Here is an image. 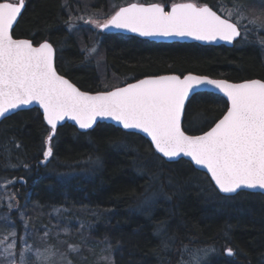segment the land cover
Returning <instances> with one entry per match:
<instances>
[{
    "label": "trees",
    "instance_id": "trees-1",
    "mask_svg": "<svg viewBox=\"0 0 264 264\" xmlns=\"http://www.w3.org/2000/svg\"><path fill=\"white\" fill-rule=\"evenodd\" d=\"M129 1L29 0L14 35L48 39L56 48L58 72L91 92L163 73L264 80V46L255 34L248 42L242 43L241 37L227 47L155 42L109 32L92 40L82 35L84 28L79 34L73 26L69 30L72 21L84 23L77 17L96 19L95 12L105 14L109 7ZM254 1L244 0L260 11L263 4ZM196 2L216 10L218 0ZM95 43L102 53L99 65L80 54L81 45L86 49ZM197 93L182 121L189 134L208 129L227 109L220 94ZM48 132L37 108L0 120V191L10 189L15 205L8 209L0 197V238L15 231L17 254L24 222L36 243L42 238L45 244L57 245L48 225L52 210L58 209L69 233L62 235L58 247L66 252L67 243L80 245L86 257L80 260L72 254L73 264H104L101 257L108 254L104 251L108 244L115 264H192V254L207 248L215 249L210 264H264V195L250 191L222 195L186 159H158L145 137L126 135L128 131L104 122L84 132L69 123L58 126L53 156L42 163ZM16 207L24 217L17 215ZM82 236L89 244H99L86 249L78 240ZM228 248L233 255L225 253Z\"/></svg>",
    "mask_w": 264,
    "mask_h": 264
},
{
    "label": "snow or ice",
    "instance_id": "snow-or-ice-1",
    "mask_svg": "<svg viewBox=\"0 0 264 264\" xmlns=\"http://www.w3.org/2000/svg\"><path fill=\"white\" fill-rule=\"evenodd\" d=\"M24 8L25 0L0 2V120L34 103L43 110L49 132L42 163L53 156L52 141L61 122L71 120L79 129L87 130L100 120L111 119L124 130H138L150 137L155 152L161 154L158 159L178 162V158L189 157L198 169L206 170L204 175H210V182L221 193L252 190L251 194H256L259 189L264 195V80L230 83L191 73L156 75L91 94L58 72L52 43L44 40L34 44L32 39L14 36ZM77 19L100 30H126L145 38L189 37L232 44L241 37L242 43L248 42L249 35L255 34L264 46V35H260L264 33V8L256 11L244 0H218L216 10L196 0L170 5L132 3L102 22L91 16ZM96 51L95 47L86 50L87 55ZM205 86L227 98V110L210 130L189 135L182 118L189 110L191 97ZM15 236V231H9L0 238V264H73L72 254L86 259L81 255V246L74 244H68L67 251L59 254L47 245L35 251L28 246L19 251L17 258L15 240L6 242ZM169 247L165 242L164 248ZM104 251L108 253L101 257L104 264H115L111 244ZM226 251L229 256L234 254L231 248ZM214 252V248L198 249L192 254V264H210Z\"/></svg>",
    "mask_w": 264,
    "mask_h": 264
},
{
    "label": "rangeland",
    "instance_id": "rangeland-1",
    "mask_svg": "<svg viewBox=\"0 0 264 264\" xmlns=\"http://www.w3.org/2000/svg\"><path fill=\"white\" fill-rule=\"evenodd\" d=\"M184 1H187V0H158V1H155V2H157V3H165V4H168V5H170L171 3H173V2H184ZM253 0H249V2L251 3ZM129 2H132V1H129ZM129 2H125V3H123V5L124 4H126V3H129ZM134 2H139V0H135ZM256 4H258L259 5V2H261V0H255L254 1ZM201 4H203V3H201ZM121 6V5H120ZM120 6H114V7H109L110 8V10H109V12L107 13V12H105V14L104 13H101V12H95L94 13V15L97 17L96 18V20H100L101 22L102 21H104V20H106V19H108V18H110V16L111 15H113L114 13H115V11L118 9V7H120ZM263 8H264V4H263V6H262ZM108 8V7H107ZM88 15V14H87ZM94 19V18H93ZM76 21V20H75ZM75 21H72V26H73V28H75L76 30H75V32L76 33H78L79 34V29L80 28H84L83 30L85 31L82 35H84V37H88V38H90V39H92V40H95L96 38H97V35H95V31H97L98 29L97 28H95L94 27V25H91V24H86L85 25V23H83V24H76L75 23ZM251 27V26H250ZM95 38V39H94ZM98 39V38H97ZM80 41H81V39H79ZM81 47L84 49V52L86 53V57L87 58H91V59H94L95 61H96V64L97 65H99L100 64V60H102L101 58H102V53H101V51L99 50V47H98V44H94V45H92V46H88L86 49L84 48V46L83 45H81ZM92 47H95L96 49H97V51L95 52V53H93L92 55H87V52H86V50L87 49H90V48H92ZM81 48V49H82ZM72 174V173H71ZM1 192V194H0V197H1V201L2 202H5V205H6V207H8V209H9V204H11L12 205V207L11 208H14V204H13V196H12V193H11V190L10 189H3V190H1L0 191ZM10 208V209H11ZM17 208V207H16ZM34 209V208H33ZM58 209H54V210H52L53 211V213H52V215H53V219L52 220H50V222H49V225L48 226H51L52 227V231L54 232V234H55V237L57 238V245L56 246H54V245H52V243L51 242H47V244H45V243H43V239L41 238V239H39L38 241H37V243H36V241H34L33 239L34 238H30L31 237V230H30V228L28 227V225H27V223L26 222H24V228H23V231H22V233H21V237H20V248H19V250H18V254H19V251H21V250H23V249H25V248H27L28 246H32V248H33V251H35V249L37 248V247H39V248H41V250H43V246H45V245H47V246H49V247H53V250L55 251V250H58V254L59 253H62V252H64V251H62L58 246L60 245V241H61V237H62V235H64V233H67V234H69L68 233V228L66 227V224L63 222V220H62V218H61V214H62V211H57ZM17 211H18V213H17V215H20V217H24L25 216V214H24V212H23V210L19 207V208H17ZM62 222V223H61ZM76 225H77V229H79V224H77V222L75 223ZM85 228H87L88 227V225L87 226H84ZM48 228H46L45 230H47ZM67 229V232L65 231ZM31 231V232H30ZM59 234H61V236H59ZM66 234V235H67ZM4 236H7V235H4ZM3 236V237H4ZM2 237V238H3ZM84 236H82V238H80V239H78V240H80V242H82L83 244H85L87 247H86V249H88V248H90V246L91 245H93V246H96V244H99V243H92V244H89V241H87L86 239H84L83 238ZM63 238V237H62ZM15 240V238H12V237H9L8 238V240L6 241V242H11L12 240ZM15 242H16V240H15ZM36 243V244H35ZM41 244V245H40ZM67 244H70V243H67ZM75 245V244H74ZM92 246V247H93ZM3 246L2 245H0V248H2ZM197 252V251H196ZM18 254H17V258H18ZM26 255H32L31 253H26ZM78 259H80L81 260V258L80 257H77ZM191 261H192V259H191ZM189 264V263H188Z\"/></svg>",
    "mask_w": 264,
    "mask_h": 264
},
{
    "label": "water",
    "instance_id": "water-1",
    "mask_svg": "<svg viewBox=\"0 0 264 264\" xmlns=\"http://www.w3.org/2000/svg\"><path fill=\"white\" fill-rule=\"evenodd\" d=\"M0 2H3V0L2 1H0ZM184 2H187V1H184ZM132 3H138V4H149V3H143V2H130V3H128V4H125V5H123V6H120V7H127L129 4H132ZM150 3H157V2H150ZM176 3H180V2H176ZM119 7V8H120ZM119 8L116 10V11H118L119 10ZM115 11V12H116ZM115 14V13H114ZM113 14V15H114ZM103 31H106V32H113V33H121V34H125V35H131V36H136V37H139V38H142V39H147V40H150V41H155V42H167V43H170V42H196V43H199V44H201V45H224V46H227V47H231V46H233V43L235 42H233L232 44H228L227 42H225V41H215V42H211V43H209V42H205V41H198V40H194V39H192V38H189V37H185V38H179V37H171V38H145V37H141V36H139L138 34H136V33H131V32H128V31H126V30H118V29H112V30H103ZM238 39V38H237ZM189 73H191V74H193V75H201V76H207V75H203V74H197V73H192V72H188V73H185V74H182L181 76H183V75H187V74H189ZM171 74H175V75H179V74H177V73H163V74H156V75H171ZM61 75H63V74H61ZM156 75H147V76H143V77H141V78H138V79H135V80H132V81H129V82H126V83H124V84H122V85H119V86H116V87H124V86H126L127 84H129V83H135L137 80H139V79H144V78H146V77H149V76H156ZM66 77V76H65ZM209 78H212V79H224V78H220V77H210V76H208ZM67 78V77H66ZM67 79H69V78H67ZM251 79H259V78H251ZM70 80V79H69ZM225 80H227V79H225ZM245 80H250V79H244V80H240V81H230V80H228L230 83H241V82H243V81H245ZM71 81V80H70ZM72 82V81H71ZM73 83V82H72ZM75 84V83H74ZM76 85V84H75ZM77 86V85H76ZM78 87V86H77ZM79 88V87H78ZM115 88V87H114ZM114 88H111V89H108V90H112V89H114ZM80 90L81 91H87V90H83V89H81L80 88ZM108 90H99V91H108ZM99 91H95V92H91V91H87V92H89V93H91V94H95L96 92H99ZM199 91H212V92H215V93H218V94H220L221 96H223V94L222 93H219L217 90H215L214 88H212L211 86H205V87H201V88H199V89H197V92H199ZM224 97V96H223ZM225 99H226V101H227V98L226 97H224ZM30 108H37L39 111H40V113H41V115H42V118H43V110L41 109V108H39V106L37 105V104H32V105H29V106H26V107H23L22 109H20V110H25V109H30ZM227 110V109H226ZM19 111V110H18ZM17 112V111H16ZM11 114H13V113H9V114H7V116H9V115H11ZM224 114V113H223ZM222 114V115H223ZM222 115L218 118V119H220L221 117H222ZM218 119L216 120V121H218ZM44 121V120H43ZM182 121H183V118H182ZM215 121V122H216ZM99 122H104V123H109V124H112V125H114V126H116V127H118V128H120V129H122V126H120V125H118L115 121H113V120H111V119H104V120H100V121H98L97 123H99ZM215 122L208 128V129H206V130H204V131H202V132H199V133H195V134H189V133H187V134H189V135H201L203 132H206V131H208V130H210V128L211 127H213L214 126V124H215ZM44 123L46 124V122L44 121ZM64 123H69V124H71V125H73L77 130H79L80 132H84V131H88V130H91V129H87V130H82V129H79V126L78 125H76L75 124V122L74 121H71V120H65V121H63V122H61V124L60 125H63ZM47 125V124H46ZM60 125H58V126H60ZM48 126V125H47ZM95 126V125H94ZM93 126V127H94ZM49 127V126H48ZM122 130H124V129H122ZM125 131H128V132H134V133H138V134H140V135H142L143 137H145L149 142H150V144H151V139H150V137H148L146 134H144V133H142V132H139L138 130H125ZM151 146L153 147V149H154V146L151 144ZM46 147H47V145L45 144V149H46ZM155 151V150H154ZM158 155H161V154H159V153H157ZM183 159H186L187 161H189L190 162V158L189 157H182ZM165 160H167V158H164ZM178 159H181V158H178ZM46 163V162H45ZM192 165H193V167L194 168H196L198 171H201V172H203V173H205L206 172V170L205 169H198V166H196L193 162H190ZM209 177V179H210V175L208 176ZM212 184H213V186H214V182H211ZM216 190L220 193V194H222V195H234V194H225V193H221L220 191H219V189H217L216 188ZM245 191H250V192H252V190H245ZM259 189H257V190H255V192H258L259 193ZM225 253L227 254V251H225ZM228 255V254H227Z\"/></svg>",
    "mask_w": 264,
    "mask_h": 264
},
{
    "label": "flooded vegetation",
    "instance_id": "flooded-vegetation-1",
    "mask_svg": "<svg viewBox=\"0 0 264 264\" xmlns=\"http://www.w3.org/2000/svg\"><path fill=\"white\" fill-rule=\"evenodd\" d=\"M1 1V0H0ZM131 1H135V0H131ZM13 2H16V0H13ZM29 2V0H25V7H26V5H27V3ZM140 2V1H139ZM151 2H155V1H151ZM120 6V5H119ZM25 9V8H24ZM24 11V10H23ZM22 11V12H23ZM102 33H104L102 30H100V29H98L97 31H95V35H97L98 36V34H102ZM15 36V35H14ZM28 36V35H27ZM27 36H20V37H18V36H15L16 38H28V39H32L33 40V34H32V36H29V37H27ZM44 40H48V39H43V40H33V43L34 44H38L39 42H42V41H44ZM49 41V40H48ZM50 42V41H49ZM51 43V42H50ZM54 46V45H53ZM54 48H55V46H54ZM56 49V48H55ZM80 54L83 56V58H87L86 57V53L85 52H80Z\"/></svg>",
    "mask_w": 264,
    "mask_h": 264
}]
</instances>
